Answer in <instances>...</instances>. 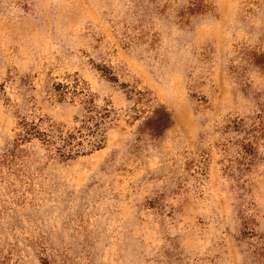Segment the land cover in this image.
<instances>
[{
  "label": "rangeland",
  "instance_id": "1",
  "mask_svg": "<svg viewBox=\"0 0 264 264\" xmlns=\"http://www.w3.org/2000/svg\"><path fill=\"white\" fill-rule=\"evenodd\" d=\"M0 264H264V0H0Z\"/></svg>",
  "mask_w": 264,
  "mask_h": 264
},
{
  "label": "trees",
  "instance_id": "2",
  "mask_svg": "<svg viewBox=\"0 0 264 264\" xmlns=\"http://www.w3.org/2000/svg\"><path fill=\"white\" fill-rule=\"evenodd\" d=\"M88 111H91V108L87 107ZM107 116V112L97 116V120H95L94 124L92 126H89L88 124H85L86 120H92L95 116L93 115H87L86 119L84 121V125L81 127L85 128L86 135L90 136V138H87V143L90 145L91 150L99 149L102 146V142L104 140L103 132H101L100 125L102 123L103 118ZM169 122V117L167 113L164 110H157L154 111L153 117L149 118L147 121L144 122V128L147 130L152 136H156L157 134H161V131H163ZM20 131L17 134L18 137L15 139V145L17 146V143H20L22 141H25L29 138L31 135H42L44 136V140L48 143L55 144L57 142V145H54V151L62 158L66 157L69 158L72 156V149L73 148V142L77 138V136L71 132L63 133V131L57 130L55 131L56 134L53 136V139H50V135L47 133H40L36 129V127L32 124H29L28 122H21L20 123ZM83 133L81 132V135ZM82 139L79 142H76V145H80Z\"/></svg>",
  "mask_w": 264,
  "mask_h": 264
}]
</instances>
